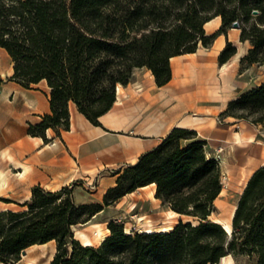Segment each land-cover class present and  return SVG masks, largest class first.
Masks as SVG:
<instances>
[{
  "label": "trees",
  "instance_id": "trees-1",
  "mask_svg": "<svg viewBox=\"0 0 264 264\" xmlns=\"http://www.w3.org/2000/svg\"><path fill=\"white\" fill-rule=\"evenodd\" d=\"M217 16L220 29L207 35L205 23ZM236 21L241 40L251 44L242 69L263 65L264 0H0V47L13 61L12 80L27 89L46 81L50 88L51 111L28 124L30 136L48 143V129L57 136L70 129L71 103L99 125L118 85H128L136 68H148L164 86L172 79V57L194 53L200 43L211 47ZM236 52L227 42L219 63ZM221 116L264 125V83L230 101ZM197 136L174 128L120 172L102 202L77 203L75 184L57 191L34 186L24 209L0 210V264L15 263L29 247L50 241L57 250L49 264H219L230 254L264 264V167L246 183L229 236L211 218L224 187L221 165ZM150 184L163 207L188 219L169 232L133 233L109 221L111 235L97 247L75 237L74 226Z\"/></svg>",
  "mask_w": 264,
  "mask_h": 264
},
{
  "label": "crops",
  "instance_id": "crops-1",
  "mask_svg": "<svg viewBox=\"0 0 264 264\" xmlns=\"http://www.w3.org/2000/svg\"><path fill=\"white\" fill-rule=\"evenodd\" d=\"M221 25V17H214L204 25L206 34L212 35ZM227 42L233 43L237 52L220 64L219 54ZM250 48L249 41L241 40V29L231 27L227 35L220 34L211 47L200 43L196 52L172 57V79L164 86L157 85L148 68H136L128 85H118L117 99L112 108L100 116L99 125L93 124L71 103L70 129L61 136L48 129V143L42 137L27 134L28 123L41 122L42 116L51 111V90L47 82L35 85L43 90L10 83L0 92V195L17 192L16 186L21 184L27 193L25 199H29L36 185L57 191L75 184L78 203L102 202L107 190L116 185L120 172L158 147L174 128L196 131V140L206 141L209 148L224 146L222 174L228 173L229 180H238L242 179L243 171L249 173L242 194L252 174L264 167V125L221 114L230 101L264 83V64L242 69L241 59ZM156 188L155 184H150L125 196L133 198L125 211L131 212L147 204L140 216H144V220L150 218L152 226L157 223L176 225L181 218L185 220V216L163 207L155 196ZM225 192L223 187L215 201L218 211L219 200ZM241 194L227 219L215 218V214L212 219L232 222ZM123 204L121 201L110 206L93 219L101 218L112 207L120 210ZM169 211L171 216L167 217ZM109 221L102 219L79 230L88 235L86 231L90 228L108 226ZM74 234L83 243L75 231ZM42 259H36L35 264H43Z\"/></svg>",
  "mask_w": 264,
  "mask_h": 264
},
{
  "label": "rangeland",
  "instance_id": "rangeland-1",
  "mask_svg": "<svg viewBox=\"0 0 264 264\" xmlns=\"http://www.w3.org/2000/svg\"><path fill=\"white\" fill-rule=\"evenodd\" d=\"M2 60V64L0 66V92L7 88L10 83H17L16 81L12 80L11 77L14 74V66H13V61L7 51L3 48L0 47V63ZM19 84V83H17ZM32 88L35 89H40L43 90L42 87H37L35 85L32 86ZM51 92V91H50ZM29 124V123H28ZM27 134H28V126H27ZM29 135V134H28ZM3 165H6L5 160L1 161ZM248 171L245 172L243 171L242 173V179L238 180H229V174L226 173V179L224 180V187L226 188V192L224 195L221 197L219 200V211L215 213L214 217L215 218H225L230 216V213L232 212L233 205L235 204L236 199L239 197L241 194L242 187L244 186V183L246 181V178L248 177ZM232 185V186H231ZM17 192H14L13 194H3L0 195V198H4L6 200H11V202H6L5 200L0 199V210H5L3 208H8L11 210H21L24 209L23 204H25L29 199H25L27 196L25 187L22 186L21 184L16 186ZM32 194V192H31ZM127 196V195H126ZM75 197V194H74ZM18 200V201H15ZM123 199V200H122ZM120 199L118 202L110 205V206H116L117 203L123 201V207L120 210H117L116 208L112 207L111 209L107 210L105 213H103L101 218L97 219H92L89 223L87 224H79L75 227V233L76 230L79 229H84L88 224L90 223H97L102 219H110V221H116L118 223H124L125 229L127 232L133 233V231H141V230H146L150 225L152 224L149 222L150 218H147L146 220L144 216H140L142 211L147 209V204H144L143 207L139 205L134 211L127 212L125 209L130 205V202L132 201L131 198H126L125 196ZM103 201V200H102ZM77 202V201H76ZM140 202V201H138ZM78 203V202H77ZM109 206V207H110ZM106 207V208H109ZM135 207V205L133 206ZM105 208V209H106ZM165 208V207H164ZM162 207V209H164ZM103 212V211H102ZM101 213V212H100ZM124 213V214H122ZM162 218L165 217V213L161 214ZM171 216V212L169 211L167 213V217ZM185 220H187V217H184ZM212 218V216H211ZM163 225L162 223L155 224L153 225L154 227H160ZM74 229V228H73ZM101 229L103 234L105 235V238L111 235V230L109 229V225H103V226H96L94 229L90 228L88 231H86L93 241L94 246H99L104 240L100 239V237L97 236V231ZM83 240V239H82ZM81 242V241H80ZM82 243V242H81ZM84 243V240H83ZM53 247L57 250V244L56 242L49 243L48 247L45 248L44 250H37L36 252L33 253H27V257H22L21 260L12 263V264H29V257H36L38 259L39 257H42V263L45 264L51 254L53 253L54 249ZM233 256V255H232ZM233 260L229 264H257V259L255 257H249L247 255H237L233 256ZM232 258V259H233ZM222 261V260H221ZM219 264H223L219 263Z\"/></svg>",
  "mask_w": 264,
  "mask_h": 264
},
{
  "label": "bare ground",
  "instance_id": "bare-ground-1",
  "mask_svg": "<svg viewBox=\"0 0 264 264\" xmlns=\"http://www.w3.org/2000/svg\"><path fill=\"white\" fill-rule=\"evenodd\" d=\"M169 220H171L173 222L172 219H169ZM220 223L231 234V232H232V222H231V220L230 221H221ZM174 227H175L174 224L168 223V224L161 225L160 227H154V226L150 225L146 230H147V232H169V231L173 230ZM73 228H74L73 230H75V227H73ZM76 234H77V236H79L80 238H82L84 240V243H83L84 245L93 246V241L91 240V238L86 233H84L81 230H76ZM96 234H97L98 237H100V239L104 240L105 235L103 234L101 229H99ZM47 247H48L47 243H45V244H35V245L29 247L30 249L28 248L29 249L28 252L31 254L33 252H36L37 250H44ZM53 249H54V251H53V253L51 254V256L49 258V260H50L49 263L52 261V259L54 258V255L56 253V249L54 247H53ZM27 256L28 255H25L24 257H27ZM232 260L233 259H232V257L230 255L229 256H225V257L222 258L223 264H229ZM35 262H36V257H29V264H35Z\"/></svg>",
  "mask_w": 264,
  "mask_h": 264
},
{
  "label": "built area",
  "instance_id": "built-area-1",
  "mask_svg": "<svg viewBox=\"0 0 264 264\" xmlns=\"http://www.w3.org/2000/svg\"><path fill=\"white\" fill-rule=\"evenodd\" d=\"M224 153H225V147L222 145L215 148V149L208 148V155L211 157H214L220 163V165L223 163V159H224L223 154ZM222 179H223V184H224V180L226 179V174H223ZM143 231L147 232V230H141L139 232H143ZM128 233H131V232H128Z\"/></svg>",
  "mask_w": 264,
  "mask_h": 264
},
{
  "label": "water",
  "instance_id": "water-1",
  "mask_svg": "<svg viewBox=\"0 0 264 264\" xmlns=\"http://www.w3.org/2000/svg\"><path fill=\"white\" fill-rule=\"evenodd\" d=\"M255 13H257L256 11H255ZM240 23L238 22V21H236V22H234L233 24H232V28H236V29H240ZM224 227V226H223ZM225 229V231L229 234V236L231 235L229 232H228V230H226V228H224ZM27 254V250H25V251H23L22 252V257L23 256H25Z\"/></svg>",
  "mask_w": 264,
  "mask_h": 264
}]
</instances>
